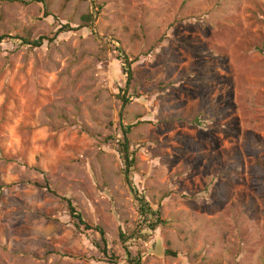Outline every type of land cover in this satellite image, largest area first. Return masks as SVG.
Returning a JSON list of instances; mask_svg holds the SVG:
<instances>
[{
  "label": "rangeland",
  "instance_id": "374dc122",
  "mask_svg": "<svg viewBox=\"0 0 264 264\" xmlns=\"http://www.w3.org/2000/svg\"><path fill=\"white\" fill-rule=\"evenodd\" d=\"M0 37V264H264V0H0Z\"/></svg>",
  "mask_w": 264,
  "mask_h": 264
},
{
  "label": "trees",
  "instance_id": "16d2710c",
  "mask_svg": "<svg viewBox=\"0 0 264 264\" xmlns=\"http://www.w3.org/2000/svg\"><path fill=\"white\" fill-rule=\"evenodd\" d=\"M94 21V16L92 14H89L87 16H85V22L89 25L91 24L92 22ZM72 29L68 26H65V27H62L61 29H59V31L56 33L57 34H61V33H66V32H69L71 31ZM4 40V37H0V43H2V41ZM47 40L45 37H41L40 38V41L38 43V46H42L44 44V41ZM52 39H50L51 41ZM120 51V50H119ZM121 55V59H123L125 61V66L126 68H124V72L125 74L128 75V81H127V84L130 83L131 79H132V71L130 69V64H129V61H128V58L124 55V54H120ZM125 104L124 106H127L131 100L130 99H126L124 98L123 99ZM131 126H128L126 129H125V135L126 137L130 134V131H131ZM130 142H128L127 140L125 141V143H123L122 145L120 144V147H121V153L123 155V158L125 160V163H126V166L128 167H131L133 165V160L134 159H130V156H129V153H128V144ZM123 151V152H122ZM43 188H46V189H50L49 185L47 184L45 187ZM67 204H68V207H69V211H70V216L73 220H76V226L78 228H80L81 226H84L87 230H92V229H95L97 232L100 233L101 235V239L102 241L104 242L106 248L103 250V252L105 253V255L107 254V239H106V234H105V231L103 230L102 227L98 226V227H91L90 225H88L85 220L83 219L82 215L77 212L75 206L73 205L72 201L71 200H68V199H65ZM138 211H139V214H140V217H141V222L142 223H148L147 227H148V230L150 232H155L160 225H163V221L161 219V212L160 211H153L150 206H149V203H147L143 198L142 199H139V208H138ZM152 216H153V219H152ZM141 237V235H139ZM144 238L141 237L142 239L144 240H147V235L146 233L144 234ZM120 237L121 239H126V236L121 233L120 234ZM130 255V253H128ZM166 255H171V256H177V253L176 252H173V251H170V250H167L166 251ZM130 262L133 263V264H141L142 262V257L140 255H138L137 257H134V258H131L130 259Z\"/></svg>",
  "mask_w": 264,
  "mask_h": 264
}]
</instances>
